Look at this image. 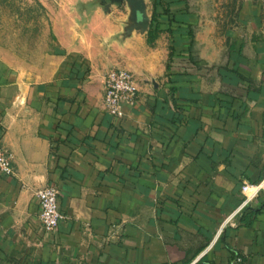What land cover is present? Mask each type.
Listing matches in <instances>:
<instances>
[{
	"label": "crops",
	"instance_id": "1",
	"mask_svg": "<svg viewBox=\"0 0 264 264\" xmlns=\"http://www.w3.org/2000/svg\"><path fill=\"white\" fill-rule=\"evenodd\" d=\"M179 2L163 4L153 44L130 7H86L84 26L54 28L47 79L0 62L15 169L0 172V264H264V197L222 230L243 184L264 180V0H246L226 31ZM115 69L139 90L121 120L104 107ZM47 186L65 216L51 233L36 196Z\"/></svg>",
	"mask_w": 264,
	"mask_h": 264
},
{
	"label": "rangeland",
	"instance_id": "2",
	"mask_svg": "<svg viewBox=\"0 0 264 264\" xmlns=\"http://www.w3.org/2000/svg\"><path fill=\"white\" fill-rule=\"evenodd\" d=\"M180 1L193 10L198 22L217 24L223 31L235 25L246 2ZM111 5L118 6L121 11L130 7L128 0H0V62L30 80L47 79L46 74L55 65L54 28L60 27L67 32L72 26H84L86 21L80 16H85L86 7Z\"/></svg>",
	"mask_w": 264,
	"mask_h": 264
},
{
	"label": "built area",
	"instance_id": "3",
	"mask_svg": "<svg viewBox=\"0 0 264 264\" xmlns=\"http://www.w3.org/2000/svg\"><path fill=\"white\" fill-rule=\"evenodd\" d=\"M105 98L104 107L108 114L117 120L124 118L123 105L134 106L138 100V87L135 78L125 70L115 69L105 77ZM0 172L7 176H14L15 169L12 155L0 142ZM243 202L239 209L229 216L222 226L232 225V221L239 218L246 210L260 206L261 198L264 197V180L251 184L244 183L241 189ZM36 196L41 207V221L46 232H54L60 222L65 219L60 211V189L56 186H47L40 189ZM219 236V234H218ZM242 264L243 258L236 259Z\"/></svg>",
	"mask_w": 264,
	"mask_h": 264
},
{
	"label": "trees",
	"instance_id": "4",
	"mask_svg": "<svg viewBox=\"0 0 264 264\" xmlns=\"http://www.w3.org/2000/svg\"><path fill=\"white\" fill-rule=\"evenodd\" d=\"M175 3H180L179 0H174ZM163 4L167 5V0H155V12L153 14V18H152V24L148 33V41L150 44H153L156 39L158 38V36L162 33V24L160 22V19H162V15L166 14L168 15L169 12L168 10H163V13H161V9L164 8ZM172 23H176L179 25L178 27V32L181 34H186L188 35L191 39L194 38L195 35V31L192 28V25H188V19H186L185 17H175L172 20ZM187 27H186V26ZM245 212H250L253 213V211L251 209L246 210Z\"/></svg>",
	"mask_w": 264,
	"mask_h": 264
},
{
	"label": "water",
	"instance_id": "5",
	"mask_svg": "<svg viewBox=\"0 0 264 264\" xmlns=\"http://www.w3.org/2000/svg\"><path fill=\"white\" fill-rule=\"evenodd\" d=\"M131 8V20L138 29L144 32L150 27V18L147 12V6L144 0H128Z\"/></svg>",
	"mask_w": 264,
	"mask_h": 264
}]
</instances>
